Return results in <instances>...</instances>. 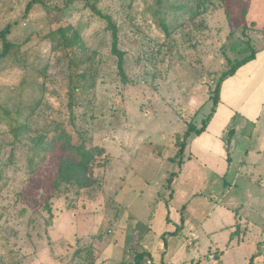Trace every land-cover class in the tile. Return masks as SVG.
I'll return each instance as SVG.
<instances>
[{
    "label": "rangeland",
    "instance_id": "obj_1",
    "mask_svg": "<svg viewBox=\"0 0 264 264\" xmlns=\"http://www.w3.org/2000/svg\"><path fill=\"white\" fill-rule=\"evenodd\" d=\"M31 1L0 0V31L9 27L14 43L0 57V264H133L138 254L144 263L149 217L169 211L166 201L179 217L189 209L188 188L211 200L232 187L230 195L244 201L248 178L232 183L239 155L226 184L212 169L191 171L189 149L177 154L190 122L201 127L211 112L209 90L229 59L250 54L264 27L247 24L244 33L240 15L230 16L223 0H41L27 11ZM96 9L118 27L125 77ZM61 27L77 30L87 49L66 47ZM86 68L97 73L96 87L76 92L71 106L72 86ZM57 125L97 148L93 187L52 189L59 159L43 162L36 141ZM252 130L242 129L239 145H256V133L246 138ZM175 173L179 185L171 181ZM167 178L175 191L160 206L151 182L168 188ZM50 194L52 214L44 207Z\"/></svg>",
    "mask_w": 264,
    "mask_h": 264
},
{
    "label": "crops",
    "instance_id": "obj_2",
    "mask_svg": "<svg viewBox=\"0 0 264 264\" xmlns=\"http://www.w3.org/2000/svg\"><path fill=\"white\" fill-rule=\"evenodd\" d=\"M261 2L263 6L259 5ZM247 24L264 27V0L251 2ZM260 37L261 40L252 42L255 59L223 82L221 100L206 131L192 134L186 146L194 163L191 171L209 168L225 180L235 154L239 155L240 166L232 183L237 187L241 174L248 178L251 186L245 183L244 203L230 195L232 187L222 197H211L212 201L197 196L195 187L188 188L189 209L180 217L166 201L169 211L163 210V216L162 212L155 211L149 217L153 225L146 229L145 240L149 242L146 247L150 255L144 264H264V172L260 171L264 166V35ZM235 122V133L228 140L229 125ZM248 125H252L253 130L245 137L251 139L256 133V145H252L253 140L239 145L241 131ZM177 174L172 176L173 185H179ZM162 180L151 182L154 192L151 197L156 195L160 206L164 203L161 200L175 191L168 178V188L163 186ZM225 183L228 184L227 180ZM202 187L205 188V184ZM153 246L158 249L155 251Z\"/></svg>",
    "mask_w": 264,
    "mask_h": 264
},
{
    "label": "trees",
    "instance_id": "obj_3",
    "mask_svg": "<svg viewBox=\"0 0 264 264\" xmlns=\"http://www.w3.org/2000/svg\"><path fill=\"white\" fill-rule=\"evenodd\" d=\"M244 0H223L225 4H227V11L230 16L239 17L242 19V24L240 27H243L244 33L247 29V14L250 7V2H243ZM41 2V0H32L29 2L27 6V11L34 5ZM96 8V7H95ZM98 14L102 16L107 21V27L111 30L112 35V52L118 58V68L120 72H122L125 77V52L122 51L119 47V30L117 25L113 22V19L110 15L103 14L99 9H96ZM254 23V22H253ZM255 25V24H253ZM10 31V28L7 27L0 31V39L3 41V51L0 53V57H4L7 55L14 46L8 38L7 34ZM235 31V30H234ZM58 32L64 38L66 42V47L70 48L75 45L80 46L81 49H87L84 42H82L81 36L79 32L76 30L73 33L70 31V27H61L58 29ZM256 51L253 49L252 52L243 58L233 61L229 59L231 67L224 71L218 80L215 82L214 88L209 90V98L213 102V108L211 112L208 114L206 118L203 120V125L201 127H197L193 122H190L189 127L185 133L184 140L181 142L180 149L178 150L177 155H182L185 152L187 141L189 137L195 133L197 135L206 131L208 124L214 116V112L216 111V107L218 106L221 100V89L223 82L235 75L237 70L255 59ZM98 75L96 72H91L89 69L83 70L79 74V78H77V84L72 86V90L70 93V102L71 106H74V101L76 97V92L80 89L83 93H86L88 90H92L96 87ZM73 82V80H72ZM28 127V125L20 124L19 126L13 129L15 134H19L24 132V130ZM233 134V130L228 132V140ZM36 141V140H35ZM36 145L39 148L37 155L41 157V160L47 161L49 157H55L58 160L56 165L55 176L52 181L51 187L52 189L59 190L63 184H68L71 186H76L81 189L91 188L97 183V179L92 177V166L96 160L97 148L94 146H87L85 141H81L76 143L73 139L71 132H69L64 126L57 125L55 128L49 130V132L40 135L39 140L36 141ZM50 198L51 194L48 195L46 201L44 202V207H46L49 212L52 214V208L50 206ZM133 264H144L142 260L141 254L136 255ZM250 264H252L250 262Z\"/></svg>",
    "mask_w": 264,
    "mask_h": 264
}]
</instances>
